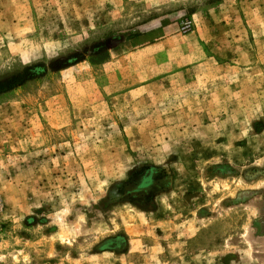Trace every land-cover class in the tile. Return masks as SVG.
<instances>
[{"label":"rangeland","instance_id":"obj_1","mask_svg":"<svg viewBox=\"0 0 264 264\" xmlns=\"http://www.w3.org/2000/svg\"><path fill=\"white\" fill-rule=\"evenodd\" d=\"M0 264H264V0H0Z\"/></svg>","mask_w":264,"mask_h":264},{"label":"built area","instance_id":"obj_2","mask_svg":"<svg viewBox=\"0 0 264 264\" xmlns=\"http://www.w3.org/2000/svg\"><path fill=\"white\" fill-rule=\"evenodd\" d=\"M188 27H189V24L188 23L184 24L183 25V30H187Z\"/></svg>","mask_w":264,"mask_h":264},{"label":"trees","instance_id":"obj_3","mask_svg":"<svg viewBox=\"0 0 264 264\" xmlns=\"http://www.w3.org/2000/svg\"><path fill=\"white\" fill-rule=\"evenodd\" d=\"M27 70V69H26Z\"/></svg>","mask_w":264,"mask_h":264}]
</instances>
